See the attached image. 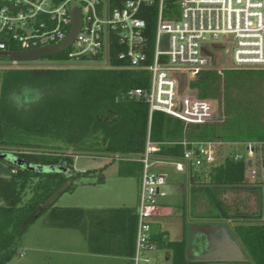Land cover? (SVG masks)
Returning <instances> with one entry per match:
<instances>
[{
  "label": "trees",
  "instance_id": "1",
  "mask_svg": "<svg viewBox=\"0 0 264 264\" xmlns=\"http://www.w3.org/2000/svg\"><path fill=\"white\" fill-rule=\"evenodd\" d=\"M118 1L110 0L112 4ZM178 3L179 0H165L166 17L171 16ZM157 10L158 3L141 13L148 24L149 62ZM9 48L17 49L14 45ZM120 49L113 45L109 66L103 68L0 70V150L11 151L32 163L64 164L74 171L73 176L66 177L62 173H43L10 165L14 170L12 175H0V264H7L18 255L25 232L45 213H49L53 227L82 231L90 253L127 257L133 264L137 208L56 206L57 200L74 188L76 178L91 174L89 170H75L74 154L124 158L127 162L122 173L131 175L142 163L129 158L143 156L149 135L168 160L181 159L184 147L180 142L184 139L264 143V122L187 125L162 112H154L150 119L148 102L129 95L132 89L149 87V71L119 67L124 62L116 58ZM49 57L68 59L67 51ZM2 58L6 57L0 54ZM249 70L232 69L231 73L253 75ZM211 72H202L194 84L211 86L213 83L208 81ZM220 147L216 148L217 154ZM69 151L71 155L67 154ZM215 164L216 161L204 166L207 168L203 171H192L189 177L195 190L200 189L214 208L207 218L234 219V233L247 254V264H264V193L260 217L238 207L233 211L220 196L226 191H235V194L242 190L254 191L251 187L260 181L250 177L252 164L247 159L235 160L234 156H227L220 165ZM104 180L100 174L97 182ZM168 245L175 250L172 264H210L187 259L184 243Z\"/></svg>",
  "mask_w": 264,
  "mask_h": 264
},
{
  "label": "built area",
  "instance_id": "2",
  "mask_svg": "<svg viewBox=\"0 0 264 264\" xmlns=\"http://www.w3.org/2000/svg\"><path fill=\"white\" fill-rule=\"evenodd\" d=\"M158 3L152 59L149 62L147 21L141 16L146 7ZM165 0H0V51L30 50L61 43L72 28V10L82 13V25L71 45L65 50L69 60H105L111 48L120 47L116 58L125 68L149 71L148 88L129 91L131 97L144 98L154 112H162L187 125L210 123L215 116L209 98L182 95L174 71H181L190 82L204 71L264 68V0H179L180 16L166 19ZM166 36L168 48L161 44ZM224 36L220 43L219 37ZM14 45L17 49H10ZM221 52L220 65L209 52ZM19 61L11 59V67ZM157 143L147 138L142 163L140 198L137 206V233L133 264H150V253L156 250L153 239L154 218L159 211V197L166 177L154 169L165 161ZM184 154L171 160L178 171L200 169L216 161L219 141L180 142ZM246 154L235 153V160L254 162L258 142H244ZM170 161V160H168ZM264 168V162H263ZM256 169H250L252 178Z\"/></svg>",
  "mask_w": 264,
  "mask_h": 264
},
{
  "label": "rangeland",
  "instance_id": "3",
  "mask_svg": "<svg viewBox=\"0 0 264 264\" xmlns=\"http://www.w3.org/2000/svg\"><path fill=\"white\" fill-rule=\"evenodd\" d=\"M180 16V5L174 9L169 20H176ZM224 36L219 37L222 42ZM163 50L168 48L166 36L161 44ZM109 64L105 60H69L53 57L20 62L18 67H56V68H103ZM222 72L215 70L209 77L211 86H196L195 81L190 82L184 90L194 93H202L213 101L215 116L211 123L226 124L229 122L258 121L264 122V68H250L253 75H237L231 73L232 69L223 65ZM11 67V59L6 57L0 59V70ZM244 71V70H243ZM242 70L234 72H243ZM248 71V72H249ZM176 77L181 71L173 72ZM253 142V141H252ZM229 145H228V144ZM223 143L217 154L218 161L215 166L220 165L227 156L235 153L246 154L244 141ZM234 143V144H233ZM232 144V145H230ZM160 148L158 144H156ZM161 149V148H160ZM1 151V150H0ZM5 151V150H2ZM161 151V150H159ZM71 155L69 151L67 153ZM124 158L110 155L98 154H74V168L78 172L91 171V174L75 179V186L71 191L64 193L56 202L58 207H79L85 209L118 208L123 206H138L140 198V180L143 167L134 170L131 175H124L122 170L126 166ZM264 153L263 147L258 144L254 163L250 169L257 170V176L251 178L260 181L257 186L264 193ZM207 167L200 170H206ZM154 169L167 170L176 178L173 186L167 184L163 187L167 197L162 198L164 202H175L180 205H193L192 185L186 182V198L181 193V183L184 181L185 173L176 169L175 163L170 160L167 163H156ZM195 168H191L194 171ZM197 170V169H196ZM105 177L103 183L97 182L99 175ZM187 176V174H186ZM183 177V178H181ZM185 183V181H184ZM191 192L190 194L188 193ZM258 193L250 190H242L239 193L228 195L225 200L230 205H244L247 212L257 213L259 210ZM203 205V204H202ZM179 216V215H178ZM187 212L185 216H172L163 218L168 225H178L180 219L188 222ZM177 217V218H176ZM176 218V219H175ZM190 218V217H189ZM192 218V217H191ZM178 219V220H177ZM264 219V216H263ZM179 227V225L177 226ZM203 238V237H202ZM7 264H115V257L94 255L88 251V240L86 235L73 228H57L50 225L49 213L43 214L34 224L29 226L25 232L18 255Z\"/></svg>",
  "mask_w": 264,
  "mask_h": 264
},
{
  "label": "crops",
  "instance_id": "4",
  "mask_svg": "<svg viewBox=\"0 0 264 264\" xmlns=\"http://www.w3.org/2000/svg\"><path fill=\"white\" fill-rule=\"evenodd\" d=\"M213 51V50H208ZM228 144V143H227ZM234 144V143H233ZM229 145V144H228ZM232 145V144H230ZM263 147L264 153V145ZM257 152V147H256ZM165 161H161V163L170 162L168 159L164 158ZM218 157L216 156V161ZM254 162H252L253 164ZM201 169V168H200ZM200 169H195L196 171H200ZM194 170V171H195ZM178 171V170H177ZM159 173L163 174L166 177V184L171 186L176 183L175 176L168 172L167 170H158ZM185 173L184 181L180 183L181 185V193L185 194L186 198V182L190 181V173L191 169L187 168L185 171H178ZM187 174V176H186ZM191 182V181H190ZM164 185V186H165ZM192 192L191 199L193 205H180L181 203L178 200L172 202H164L162 198L167 197L166 192L161 188L162 195L159 197V211L154 218L153 223V235L155 236L156 250L150 253L151 263L150 264H172L173 255L175 250L168 245L170 242H179L184 243L185 245V253L187 259L193 261L201 260V257L204 254H212V257L206 261L210 264H247L248 257L245 253L241 243L236 238L234 233V219H212L207 218V215L211 210H213V206L210 205L206 196L200 189H196L193 187L191 182ZM191 192L188 191L190 194ZM235 192V191H233ZM231 191L223 192L220 196L221 199H225L228 195L232 194ZM235 194V193H234ZM180 203V204H178ZM203 204V205H202ZM130 207V206H123ZM137 208V206H134ZM233 211L238 207L241 210H244V205H231ZM185 210L187 212L188 222L185 220L179 221L178 225L175 222V226L168 225L163 222V218L172 217V216H181L182 218L185 216ZM179 215V216H178ZM176 217V218H177ZM190 217V218H189ZM192 217V218H191ZM175 218V219H176ZM178 220V219H177ZM225 229H227L231 235V237L240 245L241 249L245 253L247 257V261H233L232 258L236 255V252L232 246L231 240L229 236L226 234ZM203 237V238H202ZM209 249V250H208ZM210 249H212L210 251ZM98 255V254H94ZM108 256V255H104ZM115 257V264H131V259L127 257L113 256Z\"/></svg>",
  "mask_w": 264,
  "mask_h": 264
},
{
  "label": "water",
  "instance_id": "5",
  "mask_svg": "<svg viewBox=\"0 0 264 264\" xmlns=\"http://www.w3.org/2000/svg\"><path fill=\"white\" fill-rule=\"evenodd\" d=\"M82 25V13L78 7H74L72 10V28L67 35V37L58 44H53L49 46H42L35 49L30 50H19V51H0V54L8 57L12 60L19 61V62H28L37 59H41L44 57L53 56L65 51L73 42L76 35L78 34ZM213 54L216 56V64L220 65V57L222 55L221 52L214 51ZM179 92L182 95H190V96H197V97H204L208 98V96L204 95L205 91H201L202 93H194L192 91L184 90V88L188 85V79L185 74H179ZM251 164V161H249ZM10 165L17 166L20 168L28 169L31 171L43 172V173H50V172H57L62 173L66 177H71L74 174V171L67 167L64 164H39V163H32L29 162L22 157L18 156L17 154L11 151H0V175L10 176L14 172L11 169ZM255 192L258 193L259 196V213L257 216H261L263 212V192L262 189L258 186L251 187ZM226 234L229 236L232 246L236 252V255L232 258L233 261H247V257L245 253L241 249L240 245L231 237L229 231L225 229ZM209 250V249H208ZM212 249H210L211 251ZM212 257V254H204L201 257V260H208Z\"/></svg>",
  "mask_w": 264,
  "mask_h": 264
},
{
  "label": "flooded vegetation",
  "instance_id": "6",
  "mask_svg": "<svg viewBox=\"0 0 264 264\" xmlns=\"http://www.w3.org/2000/svg\"><path fill=\"white\" fill-rule=\"evenodd\" d=\"M211 53H213L214 51H210Z\"/></svg>",
  "mask_w": 264,
  "mask_h": 264
}]
</instances>
